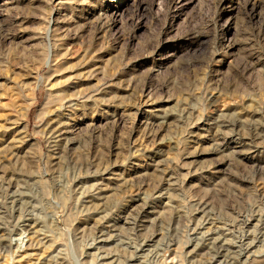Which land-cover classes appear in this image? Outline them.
Instances as JSON below:
<instances>
[{
    "label": "rangeland",
    "instance_id": "obj_1",
    "mask_svg": "<svg viewBox=\"0 0 264 264\" xmlns=\"http://www.w3.org/2000/svg\"><path fill=\"white\" fill-rule=\"evenodd\" d=\"M0 264H264V0H0Z\"/></svg>",
    "mask_w": 264,
    "mask_h": 264
},
{
    "label": "bare ground",
    "instance_id": "obj_2",
    "mask_svg": "<svg viewBox=\"0 0 264 264\" xmlns=\"http://www.w3.org/2000/svg\"><path fill=\"white\" fill-rule=\"evenodd\" d=\"M48 52H49V54H48L47 62L49 64L50 63V56L52 55V52H53L51 46L49 47ZM58 105H60V103ZM68 106H70V105L68 104L67 107ZM59 114H56V115H54V117L50 118L49 124L51 126V129H50L49 137H50L51 142H57L60 138H62V136H64L69 131L68 130V123L61 120ZM15 142H16V140L14 138H12L10 140V142H8V144L6 145V149L8 151V154L13 156V157L17 156V153L15 151V148H16ZM17 159H18V157H17ZM26 179L30 180V178H26ZM25 225H27L25 230H29L30 228H32L29 224H25Z\"/></svg>",
    "mask_w": 264,
    "mask_h": 264
}]
</instances>
